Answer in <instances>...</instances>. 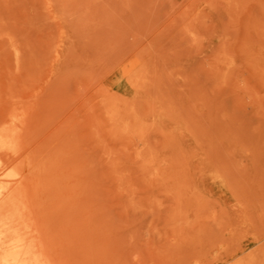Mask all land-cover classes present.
Segmentation results:
<instances>
[{"label": "rangeland", "instance_id": "1", "mask_svg": "<svg viewBox=\"0 0 264 264\" xmlns=\"http://www.w3.org/2000/svg\"><path fill=\"white\" fill-rule=\"evenodd\" d=\"M0 122L52 264H264V0H0Z\"/></svg>", "mask_w": 264, "mask_h": 264}, {"label": "bare ground", "instance_id": "2", "mask_svg": "<svg viewBox=\"0 0 264 264\" xmlns=\"http://www.w3.org/2000/svg\"><path fill=\"white\" fill-rule=\"evenodd\" d=\"M20 131H8L0 122V264H52L34 241L33 225L27 220L26 179L21 171L9 173L10 164L20 159L12 139ZM12 175L14 181H7ZM7 181V182H6Z\"/></svg>", "mask_w": 264, "mask_h": 264}]
</instances>
